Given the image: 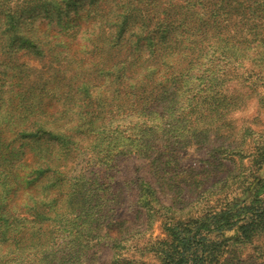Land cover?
Listing matches in <instances>:
<instances>
[{
	"label": "rangeland",
	"instance_id": "374dc122",
	"mask_svg": "<svg viewBox=\"0 0 264 264\" xmlns=\"http://www.w3.org/2000/svg\"><path fill=\"white\" fill-rule=\"evenodd\" d=\"M77 2L81 9L75 7L71 12L66 9L58 11V16H49L50 20L57 17L56 30L61 33L56 36L62 40L70 38L69 30L65 31L73 24L70 16L88 14L93 7L92 0ZM177 2V6H162L149 37L158 40L155 50H169L170 61L178 72L160 85L163 92L154 109L131 115L132 122L139 121L137 114L153 115L151 131L144 137L133 134L129 139L128 131L113 129L101 135L96 126L105 119L100 112L90 115V125L84 130H60L81 148L68 162L72 167L63 180L67 196L59 204L61 215L54 216L42 231L49 237H39L43 245L37 246V255L46 261L38 264H163L164 255L173 251V222H186L218 210L232 199L240 202L257 195L264 200V74L256 76L264 73V62L259 65L263 64L261 71L254 61L255 53L244 40L247 46L243 47L222 41L220 34L228 26L216 21L218 13L226 11L224 7L218 10L209 5L207 9L185 0ZM23 14L30 16L29 11ZM230 17L236 21L238 16L232 13ZM196 24L200 28H194ZM180 31L185 37L195 36V40L188 46L179 44L174 39H180ZM237 32L245 40L257 38L264 43V23L259 27L253 20L241 22ZM153 49L150 46L149 50ZM260 49L264 50V44ZM86 54L79 50L74 56L83 59ZM99 55L108 54H95ZM26 61L38 68L32 59ZM76 65L87 68L85 64ZM74 66L69 68L82 70ZM124 109L123 103L120 108H110L114 125L122 122ZM137 128L149 130L141 122L135 125ZM131 140L139 148L137 156L119 155L130 148L127 144ZM102 152L117 153L116 165L100 162ZM100 179L111 186L99 191L101 202L108 200L104 206L100 201L90 202V187ZM28 181L25 177L26 187ZM29 206L25 202L24 209ZM9 228L4 227L2 239L7 242L3 252L7 256L14 245L11 235L18 236L21 229L16 225L10 233ZM216 264H264V231L252 242L229 241Z\"/></svg>",
	"mask_w": 264,
	"mask_h": 264
},
{
	"label": "trees",
	"instance_id": "16d2710c",
	"mask_svg": "<svg viewBox=\"0 0 264 264\" xmlns=\"http://www.w3.org/2000/svg\"><path fill=\"white\" fill-rule=\"evenodd\" d=\"M77 1L0 0V264L46 261L37 255V246L43 245L39 237L48 236L42 231L54 216L61 215L59 204L67 196L63 180L72 167L68 162L81 148L61 135L60 130H84L90 125V115L100 112L105 119L101 126H96L101 135L114 129L130 132L128 139L133 134L144 137L151 131L153 115L137 114L138 122L149 127L147 131L134 129L138 122H132L131 115L136 117L135 113L143 109L147 112L154 109L157 97L163 92L160 93V85L168 83L170 76L178 72L170 61L169 50H155L158 40L149 37L159 21L162 6H177V0H92L90 13L70 16L73 24L65 27L70 38L62 40L56 36L61 33L56 30L57 17L50 20L49 16H58V11L66 9L71 12L75 7L81 9ZM185 1L207 9L224 7V16L218 13L216 21L228 26L220 34L224 37L222 41L226 45L233 41L240 47L247 43L255 53L258 66L264 62V50L260 49L264 43H259L257 38L245 40L237 32L241 22L248 20L262 27L264 0ZM152 8L157 10L150 12ZM26 11L30 16L23 14ZM232 13L240 18L233 21ZM189 23L192 25L193 21ZM198 25L194 28H200ZM178 37L174 40L183 46L195 40V36L185 37L182 32ZM150 46L154 49L149 50ZM79 50L87 53L83 59L74 56ZM99 51L106 52L107 57L95 56ZM146 52L149 55L143 54ZM26 59L35 61L38 68L28 65ZM144 63H147L145 67L139 66ZM74 64L82 68L78 69L81 72L69 68ZM262 66H259L261 71ZM122 103L124 118L114 125L110 108H120ZM133 141L119 155L137 156L139 148ZM117 155L102 152L98 158L112 167L119 160ZM25 177L29 178L27 187ZM107 188L111 186L106 181H96L90 187V202L100 201L104 206L108 200L101 202L99 191ZM255 196L240 202L232 199L218 210L186 222H173L170 228L173 251L164 255L163 264H216L221 249L229 241L252 242L264 231V200ZM25 202L30 204L28 209H24ZM16 225L21 229L18 236L11 235L14 245L7 256L3 254L8 248L2 240L3 229L8 226L12 233ZM31 245L36 246L33 251Z\"/></svg>",
	"mask_w": 264,
	"mask_h": 264
}]
</instances>
